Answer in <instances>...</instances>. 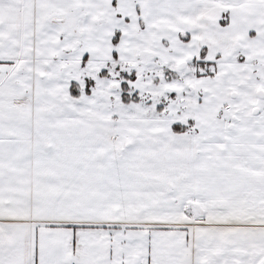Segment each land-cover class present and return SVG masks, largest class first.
<instances>
[{
    "label": "snow or ice",
    "instance_id": "snow-or-ice-1",
    "mask_svg": "<svg viewBox=\"0 0 264 264\" xmlns=\"http://www.w3.org/2000/svg\"><path fill=\"white\" fill-rule=\"evenodd\" d=\"M0 264H264V0H0Z\"/></svg>",
    "mask_w": 264,
    "mask_h": 264
}]
</instances>
